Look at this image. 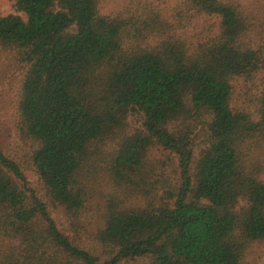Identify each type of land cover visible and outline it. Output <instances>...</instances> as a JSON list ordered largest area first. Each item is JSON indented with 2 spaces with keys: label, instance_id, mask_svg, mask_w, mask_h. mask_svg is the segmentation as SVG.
<instances>
[{
  "label": "trees",
  "instance_id": "16d2710c",
  "mask_svg": "<svg viewBox=\"0 0 264 264\" xmlns=\"http://www.w3.org/2000/svg\"><path fill=\"white\" fill-rule=\"evenodd\" d=\"M101 3L14 0L22 14L0 15V50L24 71L13 126L29 146L24 159L0 143V264H243L264 241L252 14L239 0H183L177 19L151 0ZM188 13L216 17V32L189 43ZM239 79L260 81L254 111L234 99Z\"/></svg>",
  "mask_w": 264,
  "mask_h": 264
},
{
  "label": "rangeland",
  "instance_id": "374dc122",
  "mask_svg": "<svg viewBox=\"0 0 264 264\" xmlns=\"http://www.w3.org/2000/svg\"><path fill=\"white\" fill-rule=\"evenodd\" d=\"M126 0H102L101 6L103 12H112L121 9ZM170 18L177 19V12L184 10L186 12V5L182 6L183 0H151ZM247 8L248 12L252 14L254 21V30L251 37L260 41L264 39V9L261 5L252 3L250 0H239ZM183 8V9H181ZM22 14L15 8L14 0H0V15L7 14ZM185 16V15H184ZM184 26L180 29L183 38H186L189 43H197L206 40L213 35L217 30V18L207 15H193L188 13L185 16ZM24 76V71L18 60L14 55L7 51L0 50V143L7 153L17 154L21 158L25 156L28 151V144L16 136L13 121L16 117V108L18 103V91ZM259 85L260 81H256ZM235 101L237 104L246 107L248 111H254L257 103V97L254 92L257 90V85L250 81L239 79L236 81ZM241 106V107H242ZM134 120L132 121V124ZM261 159L264 161V149L259 151ZM151 159H161L164 156L160 151L152 150L150 154ZM25 159V158H24ZM26 168L29 163H26ZM170 170V166L167 167ZM25 173L29 180V185L36 190L42 189L38 177L32 170L26 169ZM160 173V169L158 170ZM264 176V172H263ZM97 202V199L94 200ZM55 217L62 228H69L71 224L68 217L60 210L55 211ZM99 218V212L93 207L87 216L82 217L84 228H80V233L83 232V242H91L92 236L96 229V222ZM120 264H134L128 262H121ZM243 264H264V241L254 243L248 250Z\"/></svg>",
  "mask_w": 264,
  "mask_h": 264
}]
</instances>
